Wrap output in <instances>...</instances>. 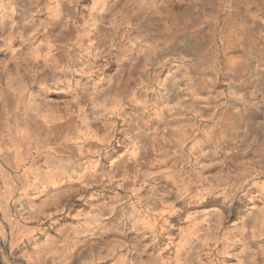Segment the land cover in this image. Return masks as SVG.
<instances>
[{
  "label": "bare ground",
  "instance_id": "bare-ground-1",
  "mask_svg": "<svg viewBox=\"0 0 264 264\" xmlns=\"http://www.w3.org/2000/svg\"><path fill=\"white\" fill-rule=\"evenodd\" d=\"M0 38V73H10L0 80L4 85L0 86V150L7 147L8 158L20 155L23 134L33 138L39 127L57 131L63 142L74 141L71 148L76 152L92 140L99 146L106 137L102 126L112 127L104 116L126 105L131 159L148 158L147 166L138 174L132 161L123 157L116 173L148 181V197L161 204L177 192L189 198L230 185L229 177L242 170H264V0H95L81 13L71 0H0ZM17 44L22 49H16ZM75 49L111 55L116 69L101 87L84 90L81 79L74 77L83 65ZM58 69H63L61 76H56ZM47 74L56 76L64 90L74 86L73 102L66 105L76 103L78 114L69 107L60 111L49 97L48 107L42 106L38 94L28 89L36 80L47 95L51 86ZM125 78L144 87L126 92L120 87ZM91 103L98 106L95 116L88 112ZM75 120L84 125L68 126ZM202 120L207 123L202 125ZM193 156L196 163L185 164ZM59 159L52 157L51 163L22 175L26 193L48 190L53 193L50 198L64 193L62 187L49 186L59 177L54 170L61 168ZM97 169L89 167L90 174L84 171L74 177L83 181L87 175H97ZM163 178L173 181L165 184L168 189L159 184ZM28 201L33 212L43 204ZM97 207L79 230L74 226L70 231L69 245L106 243L110 249L118 243L121 234L116 237L110 223L101 222L96 231L87 228L110 208ZM249 218L233 230L251 227L264 233L263 212ZM142 222L147 221L134 218L130 227ZM204 226L197 223L188 229L185 242L206 234ZM52 246L47 242L43 250ZM67 249L68 245L62 247L61 255L70 253ZM146 261L139 256L133 264Z\"/></svg>",
  "mask_w": 264,
  "mask_h": 264
},
{
  "label": "rangeland",
  "instance_id": "rangeland-1",
  "mask_svg": "<svg viewBox=\"0 0 264 264\" xmlns=\"http://www.w3.org/2000/svg\"><path fill=\"white\" fill-rule=\"evenodd\" d=\"M71 1L81 13L88 10L95 0ZM16 49L22 48L17 44ZM73 52L78 53L83 63L81 69L75 70L74 77L81 79L84 90L101 87L116 69L109 54L96 56L92 51L88 52V49H75ZM7 72L9 71L0 73V80L10 76ZM62 74L63 69H58L56 76ZM56 76L47 74V81L51 84L48 85L47 95L43 85H39L36 80L32 81L36 84L30 85L28 89L38 94V98L42 99V106L48 107L50 99L51 102H56L60 111L69 107L78 114L80 110L76 103L66 105V101H72L74 86L68 90L60 88ZM132 82L125 78L120 87L126 92H132L133 89L139 91L144 87ZM126 107L119 105L104 116L111 122L112 127L107 129L102 126L101 132L106 137L105 141H99V146H94L97 141L92 140L84 143L81 152H76L71 148L74 141L63 142L57 131L39 127L38 135L33 138L28 133L23 134L26 136L24 142L22 140L20 155L15 154L8 158L5 155L7 147L6 150H0V264H133L139 256L148 260L144 264H264V233H256L251 227L247 230H233L234 227L246 223L249 216L257 215L258 211H262L264 215V170H242L235 173L238 175L229 177L228 183L231 181L232 185L205 190L189 198L177 192L172 195L171 200L161 204L153 197H148V181H133L132 177L125 178L124 175L116 173L118 162L123 157L132 161L139 170L138 174H142L147 166L148 158L139 156L134 157L135 160L131 159L126 134ZM97 108L95 103L89 104V114L95 116ZM206 123L201 121L202 125ZM67 124L76 128L84 125L80 120L74 124L69 121ZM88 143H93V147H89ZM57 155L60 157L57 165L61 168L54 167V170L60 178L57 177V183L49 186L62 187L65 189L64 193L53 198H50L53 193L50 194L48 190L26 193L22 175L51 163L52 157ZM196 161L193 156L185 164L194 165ZM96 166L99 169L97 175H87L89 179L83 181L74 177L79 173L84 174V171L90 174L89 167ZM161 180L159 184L164 187L173 184L168 178ZM162 185L159 186L164 188ZM139 194L143 196L140 197ZM30 199L38 204L42 201L43 204L33 212L29 207ZM99 205L110 206L109 211L99 216L98 222L87 228L96 231L101 222L110 223L116 237L121 234L118 243L110 249L106 243L101 246H85L82 242L76 246L69 245L72 240L70 231L72 232L74 226L79 230L95 214L94 210ZM257 208L259 210L256 211ZM137 217L147 222L140 223L136 228L130 227L133 219ZM197 223H203L208 231L198 235L199 238L196 236L185 242L186 231ZM209 232L213 233V238L209 237ZM114 233L111 235H115ZM87 235L93 236L91 232ZM47 242H53L52 250H43ZM67 245V250L71 251L63 256L62 247Z\"/></svg>",
  "mask_w": 264,
  "mask_h": 264
}]
</instances>
